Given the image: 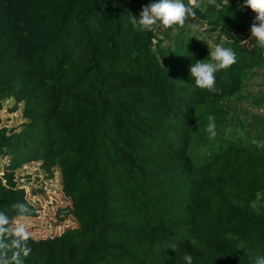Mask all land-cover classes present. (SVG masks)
I'll return each instance as SVG.
<instances>
[{
    "label": "trees",
    "instance_id": "obj_1",
    "mask_svg": "<svg viewBox=\"0 0 264 264\" xmlns=\"http://www.w3.org/2000/svg\"><path fill=\"white\" fill-rule=\"evenodd\" d=\"M199 2L184 25L207 23L236 55L215 73L218 92L190 73L211 60L207 46L180 25L168 44L159 22L136 31L130 17L143 5L133 0H0V208L14 215L11 203L29 202L16 170L40 162L60 171L78 223L30 239L25 264H184L186 252L193 264H253L264 255V112L242 104L264 109V89L252 92L256 79L264 86L256 13L244 0ZM8 99L22 104L19 128L3 123Z\"/></svg>",
    "mask_w": 264,
    "mask_h": 264
},
{
    "label": "clouds",
    "instance_id": "obj_2",
    "mask_svg": "<svg viewBox=\"0 0 264 264\" xmlns=\"http://www.w3.org/2000/svg\"><path fill=\"white\" fill-rule=\"evenodd\" d=\"M209 5L219 8L218 0H207ZM230 3V0H226ZM245 7L251 8L256 13L251 25V38H255L257 44L264 48V0H244ZM199 0H153L152 3L142 7L139 16L131 15L130 22L138 32L153 31L159 22L164 27L173 25L183 26L188 18L196 16V9L200 8ZM234 16V13H232ZM199 39V38H198ZM210 48V61L195 60L190 67L191 76L194 78L195 86L218 92L216 88L215 73L228 68L236 62V55L231 48L217 45ZM208 124L206 132L210 138L216 136L215 117H207ZM9 209L14 215L0 208V264H25V259L32 251L29 240H35L29 230L30 225L25 221L32 214L33 209L30 202L16 201L11 203ZM195 243L194 240L191 241ZM184 264H193V256L185 253L182 257ZM253 264H264V255H258Z\"/></svg>",
    "mask_w": 264,
    "mask_h": 264
},
{
    "label": "rangeland",
    "instance_id": "obj_3",
    "mask_svg": "<svg viewBox=\"0 0 264 264\" xmlns=\"http://www.w3.org/2000/svg\"><path fill=\"white\" fill-rule=\"evenodd\" d=\"M143 6L150 4L153 0H133ZM226 2V0H224ZM182 28L193 38L199 40L202 44L215 48L217 45L225 47V37L219 31H213L211 27L203 21H195L183 25ZM177 29L171 27L158 26L157 36L162 38L168 44ZM199 38V39H198ZM263 90V82L256 79L252 86V92ZM253 99H247L242 102L246 109L262 113L264 109L255 108L252 105ZM22 104L15 108V101L8 99L4 101L1 117L4 125L9 128H19L25 121L21 112ZM2 170L6 168L8 158L1 159ZM17 183L25 188L27 199L37 209L36 216H29L25 221L30 225L29 230L35 238H44L59 235L68 228H75L78 223L72 214V202L66 197L60 171L55 169L54 175L44 171L40 162H32L16 170ZM264 203V192L259 195V204Z\"/></svg>",
    "mask_w": 264,
    "mask_h": 264
}]
</instances>
